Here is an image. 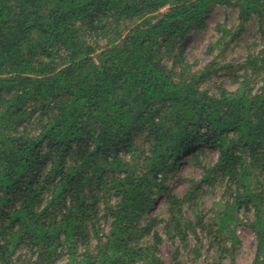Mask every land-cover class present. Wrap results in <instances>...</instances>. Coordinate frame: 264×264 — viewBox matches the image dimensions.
<instances>
[{
    "label": "trees",
    "instance_id": "16d2710c",
    "mask_svg": "<svg viewBox=\"0 0 264 264\" xmlns=\"http://www.w3.org/2000/svg\"><path fill=\"white\" fill-rule=\"evenodd\" d=\"M240 227L264 264V0H0V264H236Z\"/></svg>",
    "mask_w": 264,
    "mask_h": 264
},
{
    "label": "rangeland",
    "instance_id": "374dc122",
    "mask_svg": "<svg viewBox=\"0 0 264 264\" xmlns=\"http://www.w3.org/2000/svg\"><path fill=\"white\" fill-rule=\"evenodd\" d=\"M222 14V12H218L216 15H214L211 19L212 23L215 21V19L217 17H219ZM232 17V16H231ZM195 39L193 34H189L184 42L186 50H188L189 52L195 54L198 58H200L202 60V62L205 64L208 61L211 60L210 56L206 53L207 48H208V44H209V40H206L204 42H202L199 46H195L194 43ZM245 55V51L243 50V53L241 55V57H243ZM235 86L232 85L231 88H234ZM210 157L212 158V160H216L218 158V151L216 149H212L209 152ZM181 174L183 175H189V176H193V174H195L196 176L200 177L202 175V171L198 168H195L192 164L190 163H183L181 165V170H180ZM171 187L172 189L183 193V191L185 190V188L187 187V182L185 181H180V180H174L171 182ZM214 200V196H209L207 199V206H210V204L213 202ZM164 201L160 200L154 210L150 213V214H155L156 212H159L163 207H164ZM239 234L242 237V250L237 253V255L235 256V260H236V264H250L251 260L253 259L254 256V252H255V247H254V233L245 228V227H240L239 228ZM172 253L173 251H171L170 249V245L168 243H165L162 247H161V256L162 259L164 260L165 264H175L172 261ZM192 262V261H191ZM225 264H230L231 262V258H227L225 261ZM181 264H194V263H190V261H184Z\"/></svg>",
    "mask_w": 264,
    "mask_h": 264
}]
</instances>
